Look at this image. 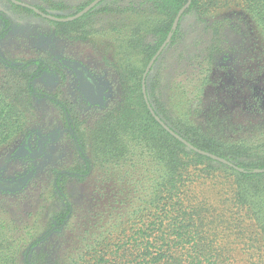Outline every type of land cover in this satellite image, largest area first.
Instances as JSON below:
<instances>
[{
    "label": "trees",
    "instance_id": "trees-1",
    "mask_svg": "<svg viewBox=\"0 0 264 264\" xmlns=\"http://www.w3.org/2000/svg\"><path fill=\"white\" fill-rule=\"evenodd\" d=\"M94 1L83 0L79 12ZM128 1L101 2L106 3L102 11L121 19L111 24L110 34L115 41L114 53L120 56L114 66L124 90L122 102L96 123L91 137L93 157L87 158L80 150L83 165L71 172L72 176L85 180L92 161L94 166L114 170L112 182H120L126 190L97 197L115 204L120 199L123 208L106 211L109 220L101 227L104 231L83 230L80 236L84 251L76 258L72 255L65 259V255L60 264H264V173L257 172L264 170V138L258 135L264 132V118L254 125L251 121L248 125L247 122L234 126L235 134L252 132L256 142H251L247 137H228L234 131L227 126L226 118L220 116L221 112L212 108L207 113L203 109L205 93L216 85L221 55L236 51L242 63L260 60L264 49V0H191L177 27L175 20L189 0ZM94 10L74 21L52 23L60 34L75 31L85 38L97 32L86 30ZM187 16L194 20L191 35L202 33L206 38L187 36L188 31L183 29ZM0 20L4 25L0 31V148H3L26 126L27 113L34 107L33 97H49L34 88L40 72L46 71L43 62L21 61L20 66H15L4 61L1 41L12 29L13 21L4 12H0ZM229 32L245 35L251 47L242 53L238 46L227 45L225 37ZM171 33V41L162 53L163 58L171 51L175 54L168 81L179 75L181 69L189 67V71H185V80L173 82V86L164 82L167 67L164 60L157 58L146 77L148 100L157 116L174 132L197 149L233 166L188 150L161 126L148 108L143 93L144 75ZM249 51L251 58L244 57ZM157 63L159 73L151 79L149 75ZM36 64L37 69L29 70ZM249 86L240 85V89L247 91ZM262 91L258 88L256 94L251 90L242 98L244 107L261 113ZM49 99L60 104L55 98ZM65 174L54 175L53 191L62 204L47 224L54 231L67 228L75 217L70 198L61 187V178L68 176ZM34 178L32 170L15 182L0 180V189L24 192ZM8 230L12 235L9 239H5L9 235L6 231L0 232V261L9 258L3 252L16 250L14 263L22 252L21 264H39L35 248L42 239L36 235V227L26 232L31 242L19 236L24 230L10 225ZM24 244L29 247L22 250Z\"/></svg>",
    "mask_w": 264,
    "mask_h": 264
},
{
    "label": "rangeland",
    "instance_id": "rangeland-1",
    "mask_svg": "<svg viewBox=\"0 0 264 264\" xmlns=\"http://www.w3.org/2000/svg\"><path fill=\"white\" fill-rule=\"evenodd\" d=\"M20 1L42 7L51 15L66 18L77 14L83 2V0ZM128 2L127 0L126 3ZM105 6L106 3H101L95 8L92 21H89L86 27L87 31L96 30L97 32L86 35L84 38L80 32L75 31H71L68 35L60 34L58 27L49 20L19 9L7 0H0V11L13 20L12 30L1 42V54L4 61L15 66H20L21 61H44L47 72L34 81V88L37 92L46 93L61 102L60 106L46 98L40 99L34 96V107L27 113L26 126L12 138L8 145L0 148L1 177L16 179L32 170L35 173L34 180L24 192L7 194L0 191V232L6 231L9 235H5V239H9L12 236L8 230L10 225L13 229L24 230L25 232H20L19 236H24L31 242L32 239L26 236V232L35 226L36 235L42 239L41 244L35 248L39 256V264H60V259L65 255V259L72 255L76 258L85 247L81 243V232L88 229L91 233L100 232V229L104 231L101 227L109 220L106 211H110L113 207L123 208L120 199L115 204L102 196L97 197L99 194L112 196L116 192L126 190L120 182H112L114 170L94 166L92 161L91 171L85 180L71 175V172H75L80 165H83V158L78 149H82L87 158L93 157L91 137L96 123L107 112L119 107L122 102L124 90L120 83V75L114 66L120 56L114 53L115 41L110 34L111 24L116 19L118 21L121 19L115 14L102 11ZM193 23L194 20L190 16L185 17L183 29L188 31L187 36L206 38L202 33L191 35L192 28L195 26ZM2 27L3 23L0 21V30ZM225 38L227 45L238 46L242 53L246 52V48L251 45L249 38H245V35L240 36L229 32ZM151 39V36L148 37V42ZM263 50L260 52V60L252 63L240 62L241 59H238L236 51L219 57L222 63L219 64L216 85L210 86L205 93L206 103L203 109L207 113H210L212 108L221 112L220 116L226 118L227 126H231L234 131H230L228 137L230 135L233 138L247 137L251 142H256L252 132L241 131L235 134L234 126L244 125L247 122L248 125L251 121L254 125L256 122L263 121L264 108L260 109L261 113L250 111L246 106L244 107L242 100L250 94L251 90L256 93V89L259 88L264 93ZM162 53L159 57L165 61L163 64L167 67L163 75L164 82L172 84L185 80L184 74L185 71H189V67L186 70L181 69L179 75L172 78L171 82L168 81L175 54L171 51L163 58ZM247 56L251 58V51L245 53L244 57ZM159 65L157 63L153 67L149 75L151 79L158 75ZM36 66L38 65L31 66L29 70H35ZM79 69L87 71L97 79L102 89L100 95L87 97L83 94L76 74ZM244 84L250 85L247 91L240 89V85ZM242 93L245 96H239ZM71 131L77 142H74ZM258 135L264 138V132ZM27 139L33 141L36 151V142L41 141V151L29 155L21 154L19 150ZM55 172L68 174L61 178V187L69 196L75 210V217L62 231L50 230V226H47L53 212L60 211L62 208L61 199L52 187ZM3 226L7 229L5 230ZM28 247L29 244H24L22 250ZM15 252L16 250L3 252V256L9 258L1 259L0 264H21L24 253L20 252L19 259L14 263L12 258Z\"/></svg>",
    "mask_w": 264,
    "mask_h": 264
},
{
    "label": "flooded vegetation",
    "instance_id": "flooded-vegetation-1",
    "mask_svg": "<svg viewBox=\"0 0 264 264\" xmlns=\"http://www.w3.org/2000/svg\"><path fill=\"white\" fill-rule=\"evenodd\" d=\"M7 1H9L11 4H13V6H15V5H18L19 7H22V8H26V9H28V10H31L34 14H36V15H38V16H40V17H42V18H44V19H46V20H49L50 22H61V21H56V20H51V19H48V18H46V17H44V16H42V15H40V14H38L35 10H33L32 8H35V9H37L38 11H40V12H42L39 8H42V7H37V6H32V5H30V4H27V3H24V2H22V1H20V0H7ZM15 2H18V3H21V4H17V3H15ZM15 4V5H14ZM22 4H24V5H22ZM27 6H29V7H27ZM16 7V6H15ZM18 8V7H17ZM20 9V8H19ZM44 9V8H43ZM23 10V9H22ZM46 10V9H45ZM24 11H26V10H24ZM47 11V10H46ZM1 12V11H0ZM30 12V11H29ZM47 12H49V11H47ZM43 13V12H42ZM43 14H45V13H43ZM45 15H47V16H51V17H54V18H57V19H64V18H58L57 16H54V15H51V14H45ZM1 21V20H0ZM13 21V20H12ZM2 22V21H1ZM3 23V22H2ZM64 23V22H63ZM4 26V25H3ZM3 28V27H2ZM12 30V29H11ZM10 30V31H11ZM1 31V30H0ZM9 31V32H10ZM9 34V33H8ZM7 37V36H6ZM5 37V38H6ZM4 38V39H5ZM2 42V41H1ZM36 61H39V60H36ZM41 62H43L44 63V67L46 68V71H43V72H40V75L41 74H43V73H45V72H47V66H46V64H45V62L44 61H42V60H40ZM37 65V64H36ZM38 68V66H36V68L35 69H37ZM77 77H78V80H79V83H80V88H81V90H82V92H83V94H85L87 97H89L90 95H93L94 97H96V96H98V95H100V93H102V89H101V87H100V85H99V82L97 81V79L96 78H93L87 71H84V70H82V69H79L78 71H77ZM39 75V76H40ZM39 78V77H38ZM37 78V79H38ZM43 93V92H42ZM43 94H46V93H43ZM47 95V94H46ZM49 98H52L51 96H49V95H47ZM36 97V96H35ZM38 97V96H37ZM38 98H40V97H38ZM49 98H47L46 97V99H48V100H50ZM41 99V98H40ZM42 99H44V98H42ZM59 102V101H58ZM57 105H60L61 106V102H60V104H57ZM68 121H69V119H68ZM69 127H70V125H69ZM70 130H71V127H70ZM71 135L73 136V140H75L74 142H77V140L75 139V135H74V133L71 131ZM33 141L32 140H30V139H27L23 144H22V146H21V148H20V150H19V152L22 154V153H25V154H27V155H29V154H32V153H34V152H40L41 151V145H42V142L41 141H39V142H36V145H37V151L34 149L35 147L33 146ZM79 150V154H80V156H81V153H80V150L82 151V149H78ZM83 152V151H82ZM81 158H82V156H81ZM31 172V171H30ZM29 172V173H30ZM29 173H27V174H29ZM26 174V175H27ZM25 175V176H26ZM21 178V177H20ZM19 178H16V179H8V178H3V177H1L0 176V180H4V181H6V182H15V181H17ZM0 191L1 192H5V193H7V194H13V193H21V192H23L22 190L21 191H19V190H17V191H14V192H9L8 190H5V189H0Z\"/></svg>",
    "mask_w": 264,
    "mask_h": 264
},
{
    "label": "water",
    "instance_id": "water-1",
    "mask_svg": "<svg viewBox=\"0 0 264 264\" xmlns=\"http://www.w3.org/2000/svg\"><path fill=\"white\" fill-rule=\"evenodd\" d=\"M102 1L104 0H95L94 2H92L90 5H88L86 8H84L81 12H79L78 14L70 17V18H64V19H57V18H54V17H51V16H47L45 14H43L42 12L38 11L37 9L35 8H32L33 10H35L38 14L48 18V19H51V20H56V21H61V22H68V21H74L78 18H81L82 16H84L85 14H87L88 12H90L91 10H93L94 8H96ZM17 4H21V3H18V2H15ZM191 4V0H189L188 4L179 12L176 20H175V23H174V27H177L178 26V23L182 17V15L184 14L185 10L190 6ZM24 5V4H22ZM29 7V6H27ZM173 34L171 33L168 37V39L166 40V42L163 44V46L160 48V50L157 52V54L155 55V57L153 58V60L150 62L149 66H148V69L146 71V74L144 75V79H143V93L145 95V100H146V103L148 105V108L150 110V112L152 113V115L155 117V119L161 124V126H163L172 136H174L176 139H178L180 142L184 143L187 147L188 150H195L196 152L202 154V155H205V156H208L218 162H221V163H224L226 165H229V166H233L232 163H230L229 161L225 160V159H222L216 155H213V154H210L208 152H205V151H202V150H199L197 149L196 147H194L191 143H189L187 140H185L182 136H180L179 134H177L176 132H174L167 124H165V122L159 117L157 116V114L155 113V111L153 110L149 100H148V97L146 95V77L150 71V69L152 68L154 62L157 60V58L160 56V54L163 52V50L166 48V46L168 45V43L171 41V38H172ZM257 172H261V173H264V170H257Z\"/></svg>",
    "mask_w": 264,
    "mask_h": 264
}]
</instances>
